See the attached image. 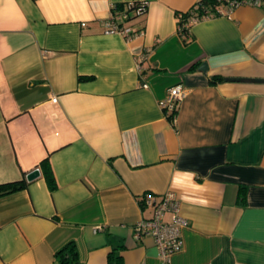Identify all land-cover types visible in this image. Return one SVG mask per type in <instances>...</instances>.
Returning a JSON list of instances; mask_svg holds the SVG:
<instances>
[{"label":"crops","instance_id":"0c3cea01","mask_svg":"<svg viewBox=\"0 0 264 264\" xmlns=\"http://www.w3.org/2000/svg\"><path fill=\"white\" fill-rule=\"evenodd\" d=\"M197 1L0 0V184L40 172L0 197V264H59L70 242L75 264H164L133 227L167 192L186 221L167 264H264V83L225 80L264 79V1L185 45L176 14ZM128 2L147 4L138 34H105ZM177 84L169 120L158 102Z\"/></svg>","mask_w":264,"mask_h":264},{"label":"built area","instance_id":"2783aa9c","mask_svg":"<svg viewBox=\"0 0 264 264\" xmlns=\"http://www.w3.org/2000/svg\"><path fill=\"white\" fill-rule=\"evenodd\" d=\"M215 9L217 15H229L235 8L242 5L259 6L260 0H215ZM146 2H128L123 5V9L118 14H111L105 24V34H119L126 39L136 36L138 33L132 29L130 22L142 17L146 12ZM134 19H128L130 16ZM214 14L210 8L204 12L202 17H192L189 25L193 26L200 21L213 17ZM140 69V67L138 66ZM186 89L177 84L171 86L166 91L165 96L158 102L159 107L165 114H172L174 120L178 103L184 98ZM55 103L56 99H52ZM145 207L151 208L150 218L142 219L133 227L134 238L138 239L143 235L150 234L159 250V257L164 264H167L168 258L174 252L181 249V228L186 225V221L179 214V203L172 192H167L160 198H154L151 195H145L143 198ZM166 213H170L169 221L164 220Z\"/></svg>","mask_w":264,"mask_h":264},{"label":"trees","instance_id":"16d2710c","mask_svg":"<svg viewBox=\"0 0 264 264\" xmlns=\"http://www.w3.org/2000/svg\"><path fill=\"white\" fill-rule=\"evenodd\" d=\"M215 4H216L215 0H199L188 11L179 12L176 14L177 33L181 38L183 44L186 45L193 40V36L191 34L192 26L189 25V21L192 17H202V15H204V12L207 10V8L211 9L214 16H219L216 13ZM122 9H123V5L121 4L114 5L112 8L113 14L115 15L118 14ZM134 18L135 16L133 15L130 16L128 19H134ZM221 81L222 78L214 76L211 78L210 83L215 84ZM166 115L168 119L171 120L172 114H166ZM41 170L43 176L45 177L49 190L54 191L56 189V182L48 160H44L41 163ZM25 175L26 174H23V178L19 181L0 184V197L24 189L29 183L26 181ZM139 204L143 209L144 204L142 199L139 200ZM55 258L59 262V264L77 263L78 255L74 243L70 242L67 245H65L55 254Z\"/></svg>","mask_w":264,"mask_h":264},{"label":"water","instance_id":"95a60500","mask_svg":"<svg viewBox=\"0 0 264 264\" xmlns=\"http://www.w3.org/2000/svg\"><path fill=\"white\" fill-rule=\"evenodd\" d=\"M198 69L205 73L207 71V65L205 63H202ZM225 80L227 82L264 83V79H259V78L230 77V78H226ZM39 175L40 172L39 170L36 169L26 174L25 179L27 182H30L36 179Z\"/></svg>","mask_w":264,"mask_h":264}]
</instances>
